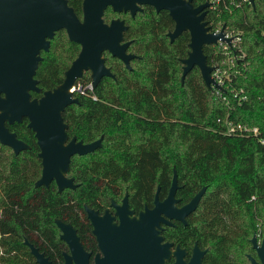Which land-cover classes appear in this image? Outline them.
<instances>
[{
    "label": "trees",
    "instance_id": "trees-1",
    "mask_svg": "<svg viewBox=\"0 0 264 264\" xmlns=\"http://www.w3.org/2000/svg\"><path fill=\"white\" fill-rule=\"evenodd\" d=\"M81 1L68 0L79 16ZM116 17L128 24V49L138 58L127 69L105 54L116 79L103 77L95 89L97 99L77 94L78 103L63 110L69 135L84 141L102 135V140L87 155L71 158L69 175L80 183L78 187L58 193L51 185L48 196L90 199L128 182L131 195L150 199L159 184L163 197L175 168L182 201L206 187L185 233L191 232L209 247L210 264H248L249 238L258 219H264V0L239 6L221 0L207 9L205 19L211 29L241 31L239 45L247 64L239 66L241 73L231 86L242 88L246 98L238 103L227 90L229 105L204 84L196 66L181 83L189 33L183 31L170 41L167 32L173 20L166 10L144 6L134 16L105 10V21ZM78 49L65 31L55 32L49 49L41 51L35 72L43 90L62 81ZM204 52L207 62L215 65L216 46L205 45ZM80 80L89 81V75ZM227 113L235 122L258 127L259 135L224 133L217 119ZM11 173L13 179L18 175Z\"/></svg>",
    "mask_w": 264,
    "mask_h": 264
},
{
    "label": "water",
    "instance_id": "water-1",
    "mask_svg": "<svg viewBox=\"0 0 264 264\" xmlns=\"http://www.w3.org/2000/svg\"><path fill=\"white\" fill-rule=\"evenodd\" d=\"M248 1L254 5V0ZM141 4H149L156 11H168L174 21L173 29L167 32L170 41L181 32L188 31L189 51L181 59V83L185 75L196 66L204 84L210 88L214 84L211 75L214 67L207 62L203 47L216 43L218 39L229 42L230 38L224 37L223 27L217 32L210 30L205 19L207 9L211 6L209 0L198 5H193L192 0H82L81 17L68 4V0H0V142L15 150L23 148L25 145L7 129L5 122L19 121L22 116L27 117L28 126L35 132L40 148L38 155L42 159V171L36 185L48 184L54 179L59 191L65 187L74 188L73 178L66 176L71 156L86 154L101 145L102 137L88 143L76 141L72 137L66 142L67 124L63 120L62 112L67 105L78 102L69 88L83 70L91 72L93 85L101 76L111 75L102 57L104 50L129 67V59L133 54L126 52L128 42H122L127 25L118 18L106 23L103 13L109 6L113 11H129L133 16ZM58 30H64L68 39L79 43L81 48L64 71L62 82L41 91L34 77L41 60L40 53L49 49L50 39ZM32 91L41 92V95L32 97ZM178 187L177 173L173 168L166 197L159 201L156 193L154 207L141 211V219L153 224L161 220L169 223L164 218L159 219V214L162 213L185 222L184 217L196 209L206 187L202 186L186 203L176 206L179 198L175 197V192ZM87 212L93 219L94 212L89 209ZM150 214L151 219L147 217ZM59 225L61 226L60 223ZM143 231L144 228L141 227V232ZM70 234L75 235L74 231ZM152 235L159 243L162 237L155 232ZM145 237L147 238L146 235ZM66 239L71 246H79L76 236L69 235ZM251 243L260 258L258 263L248 256L251 264H264V242L257 245L253 235ZM168 246V243L162 244L160 254H168ZM144 248L151 253L156 250L159 255V249L154 246L145 244ZM84 254L82 253L83 258ZM175 264L181 262L178 260ZM185 264H201V251L197 247L193 249L190 261Z\"/></svg>",
    "mask_w": 264,
    "mask_h": 264
},
{
    "label": "flooded vegetation",
    "instance_id": "flooded-vegetation-1",
    "mask_svg": "<svg viewBox=\"0 0 264 264\" xmlns=\"http://www.w3.org/2000/svg\"><path fill=\"white\" fill-rule=\"evenodd\" d=\"M144 6L151 5L141 4L140 9L137 11H141ZM151 7L155 10L153 6ZM107 8L111 9L109 6ZM113 12L131 15L129 11ZM81 16L82 12L79 17ZM116 18L123 20L128 29L125 19ZM112 19L108 21L104 19V21L109 23ZM126 30L123 33L124 39L122 42H128L126 52L133 54L129 59V67L121 59L104 50L102 57L111 75L101 76L93 85L91 72L83 70L81 76L76 78L74 85L69 88V91H71V88L75 87L72 91L74 97L78 99L76 95L83 94L97 99L95 89L101 79L103 77L116 79L110 65L106 62L105 54L115 58L117 60L116 64L127 69L131 68V61L138 58V56L128 49L130 40L125 38ZM76 44L79 47L77 56L81 46L79 43ZM86 73L89 75L90 80L87 82L80 80ZM37 86L41 88L39 81ZM41 91H43L42 88ZM34 93L35 95H33ZM40 95L41 92H31L32 97H39ZM5 126L25 146L15 150L13 147L0 142V264H175L178 260L181 264H185L190 261L195 247L201 251V264H210L206 260L209 247L202 245V242L193 236L191 232L185 233V227L189 224L188 218L193 211L184 217L185 222L162 213L159 214V219L164 218L169 223L161 220L157 224H153L150 221L141 219V211L145 208L152 209L154 207L156 193L159 201L166 197L171 182L166 195L163 197L159 194L160 186L157 184L150 199L142 198L139 194L131 195L133 189L130 188L128 182L115 184L114 191L113 189H110V192L99 191L90 199L81 197L50 198L48 195L51 185L58 193H61L66 189H76L80 183L74 181V177L69 175L68 170L66 176L73 178L74 188L65 187L59 191L54 179L49 181L48 184L36 185L35 182L42 171V159L38 155L40 148L35 132L28 126V119L25 116H22L19 121H6ZM66 133V142L72 137H75L76 141L91 142L84 141L75 134L69 135L68 124ZM88 153L83 155L74 154L71 158L82 157ZM11 171H16L18 174L14 179L11 178ZM30 181H32L31 185ZM177 190L175 197L179 200L176 202V206H181L187 201H182L181 197L177 195ZM87 209L94 212L93 219L90 218ZM147 217L151 219V214ZM141 227L144 228L143 233ZM72 231L75 235L70 234ZM154 232L162 237L159 243L152 235ZM69 235L77 237L78 247L76 245L71 246L66 239ZM252 236L249 238L251 250L246 253L248 264H251L248 256L253 257L255 261L260 263L257 250L251 243ZM165 243L169 245L167 247L168 254L167 252H165V255L160 254L161 246ZM145 244L151 245V247L154 246L155 249L158 248L159 255H157L156 250L151 253V251L145 249ZM260 244L257 242V245ZM82 253H85L84 258Z\"/></svg>",
    "mask_w": 264,
    "mask_h": 264
},
{
    "label": "built area",
    "instance_id": "built-area-1",
    "mask_svg": "<svg viewBox=\"0 0 264 264\" xmlns=\"http://www.w3.org/2000/svg\"><path fill=\"white\" fill-rule=\"evenodd\" d=\"M221 0H210L211 6L216 5ZM249 2L248 0H229L230 4H235V6L241 5L243 2ZM221 27H216L211 29V31H219ZM223 33L225 38H230L229 42L218 39L214 44L216 46L217 57L215 60V65H213L212 78L214 84L211 85L212 89L215 91V94L219 96L226 105H229V98L226 95V91L232 95V98H236L237 102L240 103L242 99L246 98V95L243 93V89H237L234 86H231L233 79L241 73L239 66H245L247 63L245 61L246 54L243 49L240 47V35L241 31L234 32L228 28L223 27ZM74 86L71 88V91L74 90ZM218 122H222L224 125V133L227 135H244L252 134L254 136L259 135V129L256 126H248L241 122H235L229 117L227 113L223 118H218ZM261 142L262 139L259 138ZM251 200L254 199V196H251ZM258 243L264 242V219L259 218L256 224V229L253 234Z\"/></svg>",
    "mask_w": 264,
    "mask_h": 264
}]
</instances>
